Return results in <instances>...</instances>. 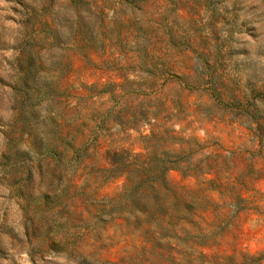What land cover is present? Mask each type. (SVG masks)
I'll use <instances>...</instances> for the list:
<instances>
[{"label": "rangeland", "instance_id": "rangeland-1", "mask_svg": "<svg viewBox=\"0 0 264 264\" xmlns=\"http://www.w3.org/2000/svg\"><path fill=\"white\" fill-rule=\"evenodd\" d=\"M0 264H264V0H0Z\"/></svg>", "mask_w": 264, "mask_h": 264}]
</instances>
